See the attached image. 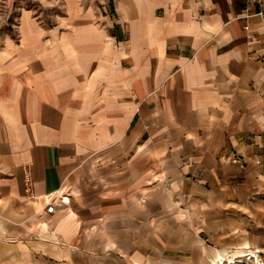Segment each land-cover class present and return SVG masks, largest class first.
Returning <instances> with one entry per match:
<instances>
[{
  "label": "crops",
  "instance_id": "1",
  "mask_svg": "<svg viewBox=\"0 0 264 264\" xmlns=\"http://www.w3.org/2000/svg\"><path fill=\"white\" fill-rule=\"evenodd\" d=\"M262 9L0 0V264L264 250Z\"/></svg>",
  "mask_w": 264,
  "mask_h": 264
},
{
  "label": "built area",
  "instance_id": "2",
  "mask_svg": "<svg viewBox=\"0 0 264 264\" xmlns=\"http://www.w3.org/2000/svg\"><path fill=\"white\" fill-rule=\"evenodd\" d=\"M259 6L264 5V0H251ZM264 12V9L261 10ZM237 160V158H235ZM28 180H30V172L27 171ZM60 199L62 201L68 200L66 194H50L48 195L46 211L53 212L55 209V200ZM210 264H264V250L259 246H246L236 254H221L217 256Z\"/></svg>",
  "mask_w": 264,
  "mask_h": 264
}]
</instances>
